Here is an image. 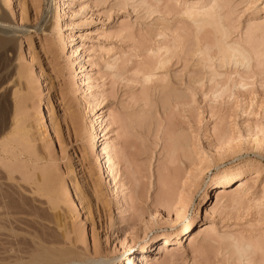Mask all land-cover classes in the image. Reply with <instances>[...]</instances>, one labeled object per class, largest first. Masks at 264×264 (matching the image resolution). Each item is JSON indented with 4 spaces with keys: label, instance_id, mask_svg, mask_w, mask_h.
<instances>
[{
    "label": "rangeland",
    "instance_id": "374dc122",
    "mask_svg": "<svg viewBox=\"0 0 264 264\" xmlns=\"http://www.w3.org/2000/svg\"><path fill=\"white\" fill-rule=\"evenodd\" d=\"M0 4L18 30L9 54L28 73L19 90L28 143L15 142L13 162L0 158L4 258L33 239L126 264L144 238L180 228L207 175L239 168L242 179L213 190L199 221L152 264H264V0ZM197 12L214 24H196ZM228 46L246 63L219 52ZM7 98L9 130L18 110ZM102 111L112 185L91 147Z\"/></svg>",
    "mask_w": 264,
    "mask_h": 264
},
{
    "label": "bare ground",
    "instance_id": "6f19581e",
    "mask_svg": "<svg viewBox=\"0 0 264 264\" xmlns=\"http://www.w3.org/2000/svg\"><path fill=\"white\" fill-rule=\"evenodd\" d=\"M191 15H193L192 18L194 16H197L196 17L197 19L195 21L197 22L196 24H199L200 26L204 24L211 25L212 22L214 24V21L211 20L212 15L210 16L209 13L197 12L194 14L192 13ZM198 16H200L199 19ZM17 32H18L17 29H15L10 24H7V19L5 17V14L2 13V7L0 4V93H1L0 100L3 101L4 98L6 101L9 100L8 98L6 99V97H8L9 94L12 92V96H14V100L16 102V109L18 110V113L17 114L15 113L16 115L14 117L13 126L10 127L9 130H6L7 117L5 113H7L8 109L5 113H3L4 112L3 111L2 112L3 114H1L2 107L0 108V158L2 161L8 163L13 162L14 159H17V157L19 156V153L16 150L17 149L16 145H19L20 140L21 142L24 141L28 143V140L26 139L27 132L22 127V122L24 121H22L23 118L21 115L25 108L24 103L26 99L25 100L19 99V90H21L22 87V79L23 78L27 79L28 73L26 70L23 69L21 70L20 68H16L13 62V58L9 54L11 51H13L15 47ZM228 47L229 48H226L225 50L224 49L221 50L219 47L220 49L219 52L223 51L224 53L223 52L222 53L223 55H225V53L230 49L229 51L237 54L235 56L236 58L238 57L239 60L245 61L246 63V61L249 59V56L245 55V53L242 50L236 47L234 48L232 46H228ZM73 50L74 52L77 51V49H73ZM105 121L106 120L104 117V111H102V113L100 114L98 112L94 115L93 125L97 131L94 134V141L92 142L91 147L98 154V161H99L98 164L100 166V169L102 170L103 178L107 179L108 185H112V182L115 181L116 178L114 175L116 169L115 168L116 153L114 151V148L110 145V142L107 140L109 139V136H107L109 131L106 132L108 126L105 123ZM4 135H6V138L2 139ZM16 141L19 142H17L15 145ZM5 162L3 164H5ZM8 167L9 168L12 167L11 164ZM14 170L12 171L7 170L8 173L7 177L10 180L15 177V176L13 177ZM232 172L233 171H231V173H226V175H224V173L218 171L214 175H207L202 182V186L200 187V193L198 196L199 198L197 204L194 206V209L192 210L190 216H187L180 221V228L177 231H175L174 234L169 232H164L161 235H158L154 238H152L151 236H147L138 245V252L133 256L134 260L128 259L126 261V264H131V263L134 264L135 262H139L140 264H152L153 260L155 259L154 257L155 252L156 251L160 252L161 248L164 245L172 244L174 246L177 245L175 243H180L179 241L180 237L183 238L190 231V228L199 221V218L202 217L203 213L207 211L205 210V207L210 201L211 192L214 190V195H216L218 188L237 184L242 179L243 174L242 172L239 171V168H236L234 170V173ZM3 173L4 172L3 170H1L0 167V244L3 239V236L7 235L4 232V230L6 229V227H9V225L7 226L6 223L3 222V218L5 216H8V214L6 213L7 210H5V208L8 207L6 206V202L4 203V200L6 201V199L2 198L4 197L3 196L4 193L2 191L3 182L1 181L2 179L1 177L3 176H1V174L3 175ZM31 241L34 243L32 245L33 247L29 248L28 246L26 250L20 251L19 248H17L19 252L18 251L15 252L16 250L15 251L13 250L16 249V247L14 249L10 247V250L15 253L9 256L8 258H4L5 256H3V253L6 252V250L3 251L0 250V260H14L12 262H2L0 264H93L96 261V260H88V259L84 260L75 252L76 250L73 251L70 248L58 249L48 246L47 244H45V242L42 243L41 241H36L33 239Z\"/></svg>",
    "mask_w": 264,
    "mask_h": 264
}]
</instances>
